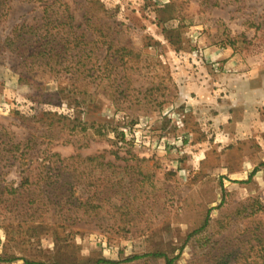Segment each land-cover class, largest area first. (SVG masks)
I'll use <instances>...</instances> for the list:
<instances>
[{
    "label": "rangeland",
    "instance_id": "rangeland-1",
    "mask_svg": "<svg viewBox=\"0 0 264 264\" xmlns=\"http://www.w3.org/2000/svg\"><path fill=\"white\" fill-rule=\"evenodd\" d=\"M0 41V125L32 148L1 163L0 185L29 178L40 209H0V255L20 259L7 264H204L198 239L264 207V135L214 126L228 81L255 71L247 86L264 95V0H6ZM45 42L61 65L29 72L17 54ZM201 75L208 97L183 95ZM247 107L264 117V104ZM79 123L95 126L71 133Z\"/></svg>",
    "mask_w": 264,
    "mask_h": 264
},
{
    "label": "trees",
    "instance_id": "trees-1",
    "mask_svg": "<svg viewBox=\"0 0 264 264\" xmlns=\"http://www.w3.org/2000/svg\"><path fill=\"white\" fill-rule=\"evenodd\" d=\"M5 7L6 0H0V12L1 10L4 11ZM101 8L104 9V6L101 5ZM25 29H27V27L25 26H22L20 30L17 29L16 31H14L13 38L9 39L10 43L7 44V48H10V50H14V53H16L19 49L17 46V42L21 36L17 35V32L23 31ZM28 30L29 33H31V31H35L32 28H28ZM22 40L31 41L32 39L22 38ZM39 43L40 42H37L36 44ZM47 45L48 42H45L38 47H34V45H31V47H27L25 51L21 52V54H17L18 57L23 59L24 65H26V67L30 69L29 72H33L38 63L40 67H45L52 72L55 71L57 65H61L58 62H52L53 59L51 58V53H54L55 49L50 48ZM2 49L4 51V49L6 50V47L5 45L2 47V42L0 41V52L2 51ZM58 52L59 53H56V57H59L60 54L64 53V48H59ZM25 73H27V71H25ZM21 74L22 75L20 76V78L22 80H29L24 72ZM27 83H30V80L27 81ZM47 116H50L54 121L52 126H54L55 123L61 124L64 121V125L60 129V132L65 131V122L68 121L66 117L57 118L56 115L52 114H47ZM76 122L71 121V123L73 124ZM90 126L91 127H88L87 124L79 123L68 127V129H70L71 133L76 132L77 129H80L82 132H87L89 128H92L95 125L93 124ZM23 145L26 144L15 142L14 139L12 137H9L6 130L0 125V165L3 161H5L6 167H8L10 165V162H13L14 165L21 159V157H25L28 151H30L32 148L26 146V148H24L21 152ZM27 171H29V169ZM42 193H45V191H42ZM35 194V191L32 189V184H30L29 178L27 177L24 178V182L18 187L0 185V209L3 208V210L6 211L4 217L7 218V213L13 212V208H15V210L20 209L23 211L27 209V213H29V211H35L38 213L40 209L38 206H36ZM70 194L71 196H73L74 192L72 193L71 190ZM81 205L82 204H80V207H85L84 205ZM263 210L264 207L261 205V202L255 200L254 203L238 209L235 214H229L222 218V220L220 219L218 221L220 231L217 234L213 236H205L201 240L198 239V241H201L199 247L202 249L200 258H203L202 260L204 261V264H264V220L260 216H258V214ZM23 217H25L24 214ZM40 217H42V215ZM209 226L210 217L208 215L204 224L199 229L191 233L188 236V240L203 233L208 229ZM238 226H240L241 228L238 236L232 238L229 236L225 237V235H227L233 227ZM224 232L225 235L223 236L222 234ZM8 234H11V232L8 231ZM13 240L14 235L10 237V242H12ZM147 256H151L154 258H164L166 264H175V262L177 261L175 258L170 259V257L161 253H154ZM137 259H139V257H134L130 260L133 261ZM17 260L20 259L15 255H0V263L2 264L11 263ZM25 262L26 264H30L28 261ZM94 264L113 263L106 259L100 258Z\"/></svg>",
    "mask_w": 264,
    "mask_h": 264
},
{
    "label": "crops",
    "instance_id": "crops-1",
    "mask_svg": "<svg viewBox=\"0 0 264 264\" xmlns=\"http://www.w3.org/2000/svg\"><path fill=\"white\" fill-rule=\"evenodd\" d=\"M233 61L234 59L229 61L230 66L233 64ZM250 76H256V72L253 71L247 76H245V74L242 77L239 76L241 80L244 78L245 81H242L240 88L238 89L233 88V86H231L228 81L227 92H229L230 97H228L226 94L228 100L224 99L223 101H219V103H217L219 104V115L216 117L214 116V126L216 123L219 124V122H226V125H224L225 127H228L231 130L235 129V131L238 130L237 137L239 138H241L240 136L242 132L244 133V131H247L248 129H253L252 135L256 136V138L257 136L261 137L264 135V117L259 116L258 110H247L248 103L251 104V107L254 106L255 108L260 106V103L261 105L264 104V95L260 93V90L257 89L256 93H254V89L247 86V79L249 80ZM201 79L205 80L206 78L202 77L201 75L198 80L192 79L190 82L185 84L183 88H181V93L185 96H189L190 98L193 97V92H197L198 97L204 95L208 97V93L203 89L204 86L200 82ZM249 84H251V82ZM228 136L229 138L235 137L231 134H228Z\"/></svg>",
    "mask_w": 264,
    "mask_h": 264
},
{
    "label": "built area",
    "instance_id": "built-area-1",
    "mask_svg": "<svg viewBox=\"0 0 264 264\" xmlns=\"http://www.w3.org/2000/svg\"><path fill=\"white\" fill-rule=\"evenodd\" d=\"M127 131H125V134L127 135V133H126ZM128 136V135H127Z\"/></svg>",
    "mask_w": 264,
    "mask_h": 264
}]
</instances>
